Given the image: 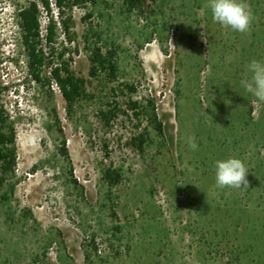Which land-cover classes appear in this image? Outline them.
I'll use <instances>...</instances> for the list:
<instances>
[{
	"label": "rangeland",
	"instance_id": "1",
	"mask_svg": "<svg viewBox=\"0 0 264 264\" xmlns=\"http://www.w3.org/2000/svg\"><path fill=\"white\" fill-rule=\"evenodd\" d=\"M32 1L0 0V111L17 161L0 173V264H264V103L240 83L248 63L264 62V0H246L248 33L214 22L208 0L66 9L72 40L59 26L51 60L66 51L87 81L70 114L54 83L30 75L16 12ZM41 21L46 36L43 9ZM94 46L115 52V81L90 77ZM131 98L144 116L107 126L100 112ZM141 133L143 151L132 145ZM229 157L249 169L245 192L216 187L214 163ZM109 168L122 175L113 188Z\"/></svg>",
	"mask_w": 264,
	"mask_h": 264
},
{
	"label": "trees",
	"instance_id": "2",
	"mask_svg": "<svg viewBox=\"0 0 264 264\" xmlns=\"http://www.w3.org/2000/svg\"><path fill=\"white\" fill-rule=\"evenodd\" d=\"M85 2L89 1L55 0L53 3L52 0H35L28 5L19 7L16 12L21 31V43L26 54L31 77L34 81L46 84L50 88L54 83L67 104L69 114L75 111L80 100L82 101L87 97V81L85 78L77 77L71 70L70 62L64 59L67 55L66 51L59 53L58 62H56V59L51 60V58L56 54L53 45L57 42L59 26L64 34L71 36L73 19L71 16H67L66 9H72L74 6L82 5ZM124 2L133 8L140 10L143 8V0H124ZM53 4L58 10L56 14L54 13ZM42 9L48 17L46 36L43 35L42 30ZM55 15L59 21H56ZM70 40H72V37H70ZM44 41H46L49 49L44 46ZM115 55V52L110 49L104 51L101 47L94 46L90 53V77L99 79L101 76H105L106 81H115L119 73ZM46 70H48L49 75L46 74ZM125 86L131 93L135 92L132 85ZM113 91H117V89L113 88ZM109 106L111 107L110 103ZM127 108L122 110L115 103L112 108L101 111L100 114L107 126L116 121L120 113L127 115L129 111H132V117L137 120H140L145 114L141 103L132 98L129 99ZM152 116V122L155 124L157 131L162 134V123L158 121L156 114ZM8 128V118L0 111V173L3 175L14 173L17 166L15 135L14 131L12 129L8 130ZM146 139V133H141L138 137L133 138L132 145L143 151ZM61 152L63 156L68 157L65 143ZM107 156L109 155L107 154ZM0 180L1 183L3 178ZM103 180L113 188L122 182V175L116 169L109 168L104 171ZM74 183L77 184V181L74 180Z\"/></svg>",
	"mask_w": 264,
	"mask_h": 264
},
{
	"label": "clouds",
	"instance_id": "3",
	"mask_svg": "<svg viewBox=\"0 0 264 264\" xmlns=\"http://www.w3.org/2000/svg\"><path fill=\"white\" fill-rule=\"evenodd\" d=\"M206 7L210 9L213 21L224 29L239 33L250 32L254 16L251 5L246 0H208ZM240 83L241 87L256 98L253 103H264V62L252 60L248 63ZM186 143L191 150H197L194 135L188 136ZM261 155L264 156V151ZM214 167L216 187L234 188L243 192L249 187L246 178L249 169L241 159L229 157L216 160Z\"/></svg>",
	"mask_w": 264,
	"mask_h": 264
}]
</instances>
